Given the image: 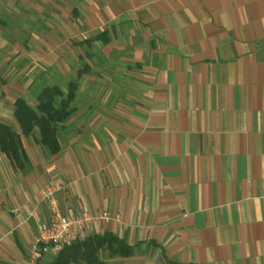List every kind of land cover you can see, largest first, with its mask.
Returning a JSON list of instances; mask_svg holds the SVG:
<instances>
[{"label": "crops", "instance_id": "crops-1", "mask_svg": "<svg viewBox=\"0 0 264 264\" xmlns=\"http://www.w3.org/2000/svg\"><path fill=\"white\" fill-rule=\"evenodd\" d=\"M28 1L46 68L78 79L83 103L56 154L28 151L0 105L28 159L0 151V264L56 255L30 258L57 181L62 215L120 219L92 233L129 256L104 248L92 264H264V0Z\"/></svg>", "mask_w": 264, "mask_h": 264}, {"label": "trees", "instance_id": "trees-1", "mask_svg": "<svg viewBox=\"0 0 264 264\" xmlns=\"http://www.w3.org/2000/svg\"><path fill=\"white\" fill-rule=\"evenodd\" d=\"M76 85L70 84V91L63 95L58 86L44 87L36 96V110L30 108L22 98L13 104V117L25 137L32 136L38 130L37 143L49 154L58 153L60 146L56 125L61 127L75 113L71 107L75 98ZM0 151L12 161L18 169L27 168L28 159L22 146L20 135L9 125L0 123ZM107 249L110 256H129L130 248L123 240L112 236L90 234L84 240L74 242L62 248L48 264H86L94 263L99 251Z\"/></svg>", "mask_w": 264, "mask_h": 264}, {"label": "rangeland", "instance_id": "rangeland-1", "mask_svg": "<svg viewBox=\"0 0 264 264\" xmlns=\"http://www.w3.org/2000/svg\"><path fill=\"white\" fill-rule=\"evenodd\" d=\"M26 2L29 1L26 0ZM33 18L34 15L31 13L30 8L22 0H0V39L8 43L7 47L0 48V105L9 109V107H13L12 102L16 98L21 97L30 108L36 110V96L42 88L55 85L66 96L70 91L71 83L76 85L74 91L75 98L71 107L83 103L81 102L83 99H79L76 93L78 86L81 84L78 79L62 76L59 71L48 70L46 68L44 58L46 48L36 49L35 46L41 43L37 42L31 35L32 30H40L38 27L41 26L39 23H37V26L32 24L31 20ZM16 44L25 47L24 50H21L23 56L9 62H3V57H5L4 51ZM30 53L41 56L39 57V61L29 59ZM12 128L17 130L14 125H12ZM74 128L56 125L58 139L62 140L64 134H70L77 130L76 127ZM23 139L28 151L36 150L43 154H48L47 150L37 143L39 139L37 129H35L32 136H23Z\"/></svg>", "mask_w": 264, "mask_h": 264}, {"label": "built area", "instance_id": "built-area-1", "mask_svg": "<svg viewBox=\"0 0 264 264\" xmlns=\"http://www.w3.org/2000/svg\"><path fill=\"white\" fill-rule=\"evenodd\" d=\"M63 184L52 182L41 191V200L49 209V216L36 222V238L31 249V261L36 262L45 253L51 251L57 254L62 248L74 242L84 240L92 233L99 222H120L119 217L112 218L107 212L91 214L83 211L79 215H62L55 200V193L60 191Z\"/></svg>", "mask_w": 264, "mask_h": 264}]
</instances>
